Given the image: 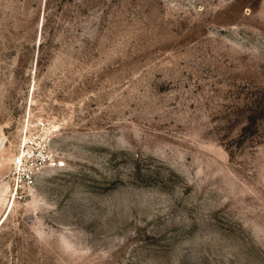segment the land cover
<instances>
[{
    "label": "rangeland",
    "instance_id": "obj_1",
    "mask_svg": "<svg viewBox=\"0 0 264 264\" xmlns=\"http://www.w3.org/2000/svg\"><path fill=\"white\" fill-rule=\"evenodd\" d=\"M0 264H264V0H0Z\"/></svg>",
    "mask_w": 264,
    "mask_h": 264
},
{
    "label": "built area",
    "instance_id": "obj_2",
    "mask_svg": "<svg viewBox=\"0 0 264 264\" xmlns=\"http://www.w3.org/2000/svg\"><path fill=\"white\" fill-rule=\"evenodd\" d=\"M36 127L38 128H42L44 127V123L42 121L37 122ZM35 145V141L32 143ZM26 144H24L22 146V148H24ZM46 145H41V149H40V154L38 157H34V155L32 157H27L24 159V156L18 157L16 159V164L18 167H23V164L29 163L31 166V169L29 171V173H27L25 175V179L27 182H31L33 179V173L34 171H37L38 169H40L47 161H48V155H47V151H46ZM23 159H24V163H23Z\"/></svg>",
    "mask_w": 264,
    "mask_h": 264
}]
</instances>
